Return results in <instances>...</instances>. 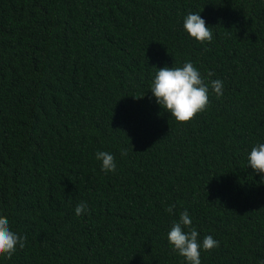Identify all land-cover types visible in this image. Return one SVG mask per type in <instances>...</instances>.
I'll return each mask as SVG.
<instances>
[{
	"label": "trees",
	"instance_id": "16d2710c",
	"mask_svg": "<svg viewBox=\"0 0 264 264\" xmlns=\"http://www.w3.org/2000/svg\"><path fill=\"white\" fill-rule=\"evenodd\" d=\"M189 12L211 43L186 33ZM186 62L223 95L179 123L150 89ZM259 143L264 0H0V216L27 236L0 264H187L167 240L185 210L219 241L201 264H261Z\"/></svg>",
	"mask_w": 264,
	"mask_h": 264
},
{
	"label": "clouds",
	"instance_id": "9594fccd",
	"mask_svg": "<svg viewBox=\"0 0 264 264\" xmlns=\"http://www.w3.org/2000/svg\"><path fill=\"white\" fill-rule=\"evenodd\" d=\"M183 28L190 37L200 43H211L213 40L212 27L207 25L200 13L189 12L184 18ZM207 75L211 77L214 73L209 71ZM210 88L217 98L223 95V82L221 80L215 79L205 83L200 71L194 64L186 62L183 66L158 68L150 91L156 102L169 112L177 122L189 123L198 114L207 110L210 105ZM121 155H127V150L122 149ZM96 159L102 162L101 168L105 174L116 172L117 165L112 154L99 151L96 153ZM247 161L248 166L256 173L264 174V143L252 147ZM174 208L175 205H170L166 211L172 214ZM86 211L89 209L85 202L79 203L75 208L77 216H81ZM198 237L199 232L192 226V220L187 210L179 214V220L173 222L170 231L167 233V240L173 251L182 256L187 264H201V249L207 252L219 247V241L211 235L205 236L202 243ZM26 241L27 236H21L14 232L8 219L0 216V257L10 260L18 248L23 249L26 246Z\"/></svg>",
	"mask_w": 264,
	"mask_h": 264
}]
</instances>
